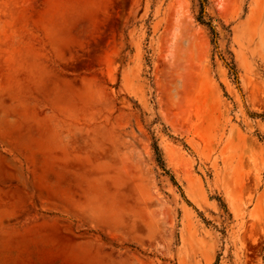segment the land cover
<instances>
[{
	"label": "rangeland",
	"instance_id": "1",
	"mask_svg": "<svg viewBox=\"0 0 264 264\" xmlns=\"http://www.w3.org/2000/svg\"><path fill=\"white\" fill-rule=\"evenodd\" d=\"M0 264H264V0H0Z\"/></svg>",
	"mask_w": 264,
	"mask_h": 264
}]
</instances>
